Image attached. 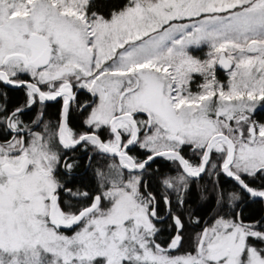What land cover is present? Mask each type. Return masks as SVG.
I'll return each mask as SVG.
<instances>
[{"label": "snow or ice", "instance_id": "6c2138e0", "mask_svg": "<svg viewBox=\"0 0 264 264\" xmlns=\"http://www.w3.org/2000/svg\"><path fill=\"white\" fill-rule=\"evenodd\" d=\"M261 117L264 0H0V264H264Z\"/></svg>", "mask_w": 264, "mask_h": 264}, {"label": "trees", "instance_id": "16d2710c", "mask_svg": "<svg viewBox=\"0 0 264 264\" xmlns=\"http://www.w3.org/2000/svg\"><path fill=\"white\" fill-rule=\"evenodd\" d=\"M12 95L14 97H16L19 94L13 93ZM58 109H59V107L57 105H49V107H48V111H49L48 115H49V117L54 119L56 117V115H57ZM261 118H264V117H261ZM261 212H264V206H260V205H253L252 207H245V209H244V213H245L246 217L251 215V214H253V213H261ZM201 214L202 215H206L207 213L206 212H202ZM190 232H191V230H190ZM190 232H189V234H190ZM167 238H168L167 237V233H165L161 237V240L165 241V240H167Z\"/></svg>", "mask_w": 264, "mask_h": 264}, {"label": "flooded vegetation", "instance_id": "af4514ba", "mask_svg": "<svg viewBox=\"0 0 264 264\" xmlns=\"http://www.w3.org/2000/svg\"><path fill=\"white\" fill-rule=\"evenodd\" d=\"M49 105H57L58 107H59V105L58 104H56V103H50ZM49 112V111H48Z\"/></svg>", "mask_w": 264, "mask_h": 264}, {"label": "rangeland", "instance_id": "374dc122", "mask_svg": "<svg viewBox=\"0 0 264 264\" xmlns=\"http://www.w3.org/2000/svg\"><path fill=\"white\" fill-rule=\"evenodd\" d=\"M223 74L221 73V76H222Z\"/></svg>", "mask_w": 264, "mask_h": 264}]
</instances>
